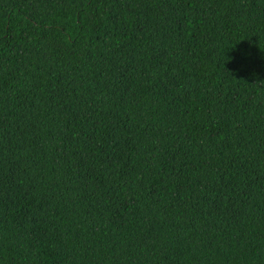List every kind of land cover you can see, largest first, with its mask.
<instances>
[{
	"label": "trees",
	"instance_id": "obj_1",
	"mask_svg": "<svg viewBox=\"0 0 264 264\" xmlns=\"http://www.w3.org/2000/svg\"><path fill=\"white\" fill-rule=\"evenodd\" d=\"M0 264H264V0H0Z\"/></svg>",
	"mask_w": 264,
	"mask_h": 264
}]
</instances>
